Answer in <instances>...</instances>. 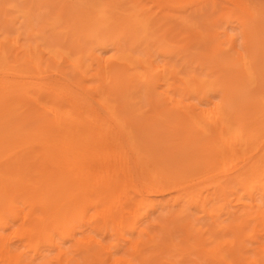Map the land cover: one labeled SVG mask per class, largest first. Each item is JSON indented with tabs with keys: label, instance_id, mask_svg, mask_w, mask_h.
Here are the masks:
<instances>
[{
	"label": "bare ground",
	"instance_id": "bare-ground-1",
	"mask_svg": "<svg viewBox=\"0 0 264 264\" xmlns=\"http://www.w3.org/2000/svg\"><path fill=\"white\" fill-rule=\"evenodd\" d=\"M136 1L0 0V264H264V43Z\"/></svg>",
	"mask_w": 264,
	"mask_h": 264
},
{
	"label": "rangeland",
	"instance_id": "rangeland-1",
	"mask_svg": "<svg viewBox=\"0 0 264 264\" xmlns=\"http://www.w3.org/2000/svg\"><path fill=\"white\" fill-rule=\"evenodd\" d=\"M138 1L141 0L136 2ZM209 1L189 0L188 4H185L186 2L179 3L178 1L168 3L166 0H142L141 2L144 3L146 13L152 17V23L157 22L159 24L162 21L158 32L169 25L170 27L167 26L166 28V39H170L171 36V41L177 39V44H182L180 46H184V49L190 52V56L198 58L200 61L209 63L210 60L205 59L203 56L210 57L213 48L220 47L221 43L224 45L221 44V47L217 49L218 54L231 52L232 47H230V51L226 49L228 41L229 44L231 42L230 46L236 44L235 47L240 45V42H243L246 38L253 41V43L256 42V44L254 43L255 46L264 43L262 42L264 40V30H262L264 27H261V22L258 21V23L255 19L240 15L237 11L232 10L227 0H213L215 6H212ZM252 1L255 4L258 2L264 4V0ZM260 3H258L259 6H264ZM182 4L185 6H182ZM151 13L154 15L152 16ZM257 24H260L259 29H256ZM227 34H231V37H228ZM225 38L227 45L225 44ZM221 40L222 42H220ZM247 109L251 110L250 104Z\"/></svg>",
	"mask_w": 264,
	"mask_h": 264
}]
</instances>
